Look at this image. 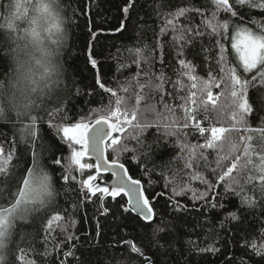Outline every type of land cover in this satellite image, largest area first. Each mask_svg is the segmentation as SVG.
<instances>
[{
	"label": "trees",
	"instance_id": "trees-1",
	"mask_svg": "<svg viewBox=\"0 0 264 264\" xmlns=\"http://www.w3.org/2000/svg\"><path fill=\"white\" fill-rule=\"evenodd\" d=\"M64 6L70 21V39L63 53V99L33 114L38 117V135L52 147L55 159L61 161L56 164L47 156L42 158L53 176L57 197L47 209L36 214L35 219L30 217L16 222L0 264H30L32 261L35 264H61L64 253L76 243L89 246H76L72 251L74 255L66 256L67 264H151V258L153 264H229V261L240 264L242 257L247 264H264V258L250 247L251 242L264 244V203L243 208L240 195L225 193L223 183L211 171L216 167L218 149L200 147L206 138L211 139V129L215 127L228 129L218 132L219 139L215 141L224 151H228L230 142L240 143L242 137L248 135L253 137L250 143L255 151L264 150V138L258 132L249 133L244 125L232 119L227 72L219 73L215 62L220 51L216 43L219 40L226 49L229 65L236 63L237 53L231 47L235 35L231 27L226 37L210 35L211 27L205 21L211 19L215 11L213 0H64ZM181 8H197L200 12L186 13L174 19L171 14ZM217 18L240 23L225 12L218 13ZM252 18L264 22V13L252 9L244 17L245 26L255 29V25L248 23ZM170 19L176 31L167 23ZM188 29H196L202 34ZM181 31L192 39L174 40ZM136 49L144 50L149 61L141 60L139 65L134 63ZM180 50L183 55L179 54ZM0 56L6 60L3 51ZM92 59L97 61L95 66ZM181 59L195 65L191 75L196 76V80L181 75L189 71L180 65ZM209 69H212L211 76ZM9 71L6 60L5 69L0 70V79L6 78ZM161 73L166 77L162 91L156 88L159 83L156 77ZM220 76L224 81L219 79ZM107 89H112L122 99L119 115L123 116L127 108L130 119L132 110H136L137 118L132 125H148L142 133L133 131L132 126L124 134L115 133L120 144L108 149V156L124 163L132 176L143 182L155 208L154 220L163 214L172 225V234L153 237L143 226L147 222L128 209L125 196L108 198L105 206L110 211L97 221L100 196H93L82 185L89 175L98 177L95 169L81 172L74 167L72 175L76 179H63L71 149L56 127L70 126L86 116L94 119L101 110L109 107L110 100L115 111V97ZM205 89L210 91L211 99ZM248 95L250 102L255 98L259 103L264 98V85L257 81L249 88ZM185 110L189 116L196 117L187 121L188 128L181 127L185 122ZM262 120L264 112L255 113L248 118V127H264ZM28 122L24 121L25 124ZM19 128L17 119L0 121V147L5 149V155L13 153V164L20 151L27 147L23 142L17 143ZM198 128H204V133L201 134ZM166 132L176 135H166ZM181 144L190 147L182 152ZM121 146L130 150L122 151ZM201 153L207 157V162L201 159ZM250 155L258 163L259 157ZM82 162L93 163L86 157ZM186 162L193 166L186 167ZM249 174L257 175L254 171L239 169L232 174L240 185H244V195L253 194L252 184L246 180ZM198 177L208 179L217 187L209 188ZM174 187L178 192L181 187L190 190L176 195L172 191ZM200 195L205 199H199ZM255 195L259 200V193ZM213 197L224 207L210 208L209 202H215ZM8 204L5 194L0 205ZM174 205L178 206L174 208ZM232 212L240 219H231L229 213ZM57 214L63 219L53 220L52 227L48 228L47 221ZM62 227L65 232L61 231ZM67 235L78 239L67 240ZM132 243L148 256L134 252ZM209 247L215 251H201ZM46 251L47 255L44 254Z\"/></svg>",
	"mask_w": 264,
	"mask_h": 264
},
{
	"label": "snow or ice",
	"instance_id": "snow-or-ice-1",
	"mask_svg": "<svg viewBox=\"0 0 264 264\" xmlns=\"http://www.w3.org/2000/svg\"><path fill=\"white\" fill-rule=\"evenodd\" d=\"M215 6V11L212 13L211 19L205 21V24L211 27L210 35H219L221 37H226V34L231 27L235 35V42L231 43V47L235 49L237 53L236 63L234 65H229L227 60V53L224 45L218 40L216 43L219 45V54L218 59H216V67L219 73L227 72L226 83L230 90L231 97V114L232 119L237 121L239 124L245 126L246 130L249 133L258 132L261 138H264V127H259L257 129H252L248 127V118L255 113L264 112V98L257 103L255 98H251L248 95V90L250 87H254L255 83L259 81L260 84L264 85V22L258 21L254 18L250 19L248 23L255 25V29L245 26L244 17L249 15L252 9H258L264 13V0H213ZM244 10V11H241ZM124 11L127 12L128 8H124ZM199 13L200 10L197 8H181L178 9L176 13H173V18H178L179 16H184L186 13ZM225 12L229 14L230 17L236 18L240 23H236L235 20H224L220 21L217 16L218 13ZM169 25H173V20H168ZM173 30L176 31L175 26L173 25ZM187 31L194 32L197 35H200L196 29H188ZM191 40L192 37L187 36L186 32L181 31L178 37H174V40ZM135 54L137 59L134 61L137 65L141 60L148 62L149 58L144 55V50L136 49ZM180 55H183L182 50L179 51ZM93 66L96 65L97 61L95 59L91 60ZM180 65L184 68L189 69L188 72H183L181 75H188L189 79L196 80L197 77L191 75V72L194 71L195 65H192L190 62H186L184 59L179 61ZM6 60L5 57L0 56V70L5 69ZM149 67H151L149 63ZM212 75V69H209V76ZM219 79L224 81V77L220 76ZM156 80L159 81L156 84L158 90H163V83L166 80V77L163 73L159 77H156ZM219 87V85H216ZM101 88H104V85H100ZM195 87V84H193ZM111 96L115 97V111L112 110V101L109 102V107L100 111L99 115H96L93 119L91 116H86L79 120L78 122L72 123L69 125H61L56 127L57 133H62V138H66L67 145L71 149V155L68 159L66 166L64 167L65 175L63 179L68 180L69 178L75 180L76 177L72 175L74 167L79 169L81 172L85 169L95 168L97 174L99 172H111L113 176L119 177L117 183L109 190L108 187H101L99 184H93L96 181V175H89L87 180L82 181V185L88 189L93 196L97 192L101 193V196L98 199L101 200L100 208L98 209L99 215L107 216L109 209L103 204V197L110 196L113 199L120 195L122 192H130L132 186H139V181H133L129 176L127 180L126 170H124L123 164H118L117 161H112L111 163L105 157V150L107 147L120 144V139L114 137V133L124 134L127 131L129 126L133 127V131L142 133L144 128L148 125H132V121H135L136 110H132L130 119L127 116L128 109H124V115L121 116V105L122 99L119 96H116V93L112 89H107ZM127 91V88L124 89ZM209 99H211L210 91L205 89ZM58 112L59 109H56ZM116 119V122H113V119ZM37 119L35 115L28 116L24 119H18L20 121L19 128V139L17 143L23 142L27 145L24 149L20 151L19 157L16 160V163L13 164V153L9 152L5 155V149L0 147V200L5 199V194L9 199V204L7 206L0 205V259H3V251L6 248L7 243L11 241L15 226L9 231L8 220L10 216L15 215V211L21 201H24L25 204L29 203L27 199V193L30 190V178L34 174V170L41 169L42 166H45L42 163V158L47 156L48 159L52 160L56 164H60V160L55 159V153L52 151V147L44 141V138L41 135H38L37 129ZM195 116H189L187 110H185V122L181 125L183 128H188V120H195ZM29 121L27 124L24 121ZM264 124V120L261 121ZM51 127V125H50ZM201 134L204 133V128H198ZM228 131L225 128H215L211 129V139L206 138L204 145H201V148H217V158L215 161L216 167L212 168L211 171L216 175L217 179L221 181L224 185V192H232L236 195L241 196V206L243 208H254L258 206L259 203H264V150L255 151L252 144L250 143L253 139L252 135L244 136L241 139L240 143L230 142V147L228 151H224L222 147L215 143L219 139L217 133H223ZM131 136L132 133H129ZM166 135H176L175 132H166ZM133 139H138L137 136H132ZM139 142V141H138ZM79 146V147H76ZM187 144H181L180 148L183 152L184 149L189 148ZM122 151H129L126 146H121ZM135 151V149H131ZM250 153L255 154L259 157V161L254 162L251 158ZM94 156L96 163L93 165L91 163L82 162L85 157ZM135 158V157H134ZM201 159L207 162V157L203 156L201 153ZM29 164L31 165L29 167ZM22 165V166H21ZM186 167L191 168L192 163L186 162ZM239 169L240 171L251 170L257 173V175H247L246 180L248 183L252 184V195H244V185H240L239 182L233 177V172ZM123 170V172L121 171ZM219 170V171H218ZM201 179V182L204 183L211 189L217 187L216 184L210 182L208 179L203 177H198ZM259 180V184H256V181ZM237 185V187H233ZM167 186V185H166ZM15 189V191H13ZM186 190L183 187L180 188L178 192L174 187L172 189L173 193L179 195L180 192ZM259 193V200L255 193ZM195 195V193H194ZM199 199H205L203 195L199 196ZM215 201V197H213ZM131 202V198L130 201ZM178 205H174V208ZM49 206L41 205L38 208H33L31 214L28 213L27 209H24L25 215L20 217V220H27L30 217L36 218V214L40 213L42 210L47 209ZM123 207V206H122ZM134 209L138 213V217L142 218L144 223L143 226L150 230L153 237L160 236L161 234H172L171 228L172 225L170 222L163 218V214L160 217H157L154 220L153 208L150 204L149 198L143 196L139 191L135 198L133 204ZM209 207L212 209L223 208L224 205L219 203V201L209 202ZM128 211V209H124ZM229 217L233 220H239L235 212L229 213ZM59 214L52 217L47 221V227L51 228L53 220H61ZM100 226L99 223L97 225ZM223 227V224L221 225ZM62 232H65V228H61ZM47 239V237H46ZM67 240L78 239V237H73L72 235L66 236ZM128 243V242H126ZM191 243V241L189 242ZM248 246V245H246ZM132 250L139 255L143 256V252L131 245ZM250 247L254 253L260 255L264 258V244L257 245L255 242L250 243ZM201 251H215L214 248H205ZM47 255V251L44 253ZM65 255H74L72 251L65 253ZM30 264H35L34 261ZM61 264H64L61 261ZM229 264H233L232 261H229ZM240 264H247V261L244 258H241Z\"/></svg>",
	"mask_w": 264,
	"mask_h": 264
},
{
	"label": "clouds",
	"instance_id": "clouds-1",
	"mask_svg": "<svg viewBox=\"0 0 264 264\" xmlns=\"http://www.w3.org/2000/svg\"><path fill=\"white\" fill-rule=\"evenodd\" d=\"M64 0H0V51L10 71L0 79V121L24 119L50 103H60L65 92L63 53L70 39ZM57 188L50 171L34 170L27 193L8 220L9 231L33 208L50 206ZM6 241V245H7Z\"/></svg>",
	"mask_w": 264,
	"mask_h": 264
},
{
	"label": "water",
	"instance_id": "water-1",
	"mask_svg": "<svg viewBox=\"0 0 264 264\" xmlns=\"http://www.w3.org/2000/svg\"><path fill=\"white\" fill-rule=\"evenodd\" d=\"M113 136L115 137V133L113 134ZM105 157H106V159L108 160L109 163H111V162L113 161V160H111V159L109 158V156H108V147H107L106 150H105ZM86 158L91 159L94 163H96V161H95V157H94V156H90V157H86ZM117 162H118V164H123V165H124V170H126V177H125V180H127V177L130 176V177L132 178L133 181H139V182H140L139 186H132V189H131L130 192H127V191H126V192H122V193H120V195H119V196H125V197H126V199H127V206H128V209H129L130 211H132L135 215L138 216V213H137V211L134 209L133 204H134V202H135V198H136V196H137V194H138V191H139L143 196L148 197L147 194H146V191H145L144 184H143V182H142L140 179H138V178H134V177L132 176V174L130 173L128 167H127L124 163H121V162H119V161H117ZM121 171L123 172V170H121ZM118 179H119V177L113 176L111 172H103V171H101V172H99L98 177H97L96 181L93 182V184H99L101 187H108L109 190H111V188L117 183ZM90 193H91V192H90ZM96 195L101 196V193L97 192ZM119 196H117V197H119ZM108 198H112V197H110V196H104V197H103V204H104V206H105V201H106ZM115 198H116V197H115ZM130 198H131V202H129V201H130ZM148 198H149V197H148ZM149 201H150V199H149ZM150 204H151V206H152V208H153V214H154V218H155V208H154V206H153V204H152L151 201H150ZM105 207H106V206H105ZM100 216H101V215H98V216H97V218H96L97 221H98V218H99ZM141 219H142V218H141ZM98 223H99V222H98ZM99 225H100V224H99ZM99 228H100V226H99ZM132 245H133V243H132ZM76 246L88 247L89 245H85V244H81V243H76V244H73V245L70 247V249H68L65 253H67V252H69V251H73L74 248H75ZM65 253H64V256H63V257H64V262H65V264H67V259H66V256H67V255H65ZM144 256L147 257L148 255H144ZM150 262H151V264H153V260H152V258H151Z\"/></svg>",
	"mask_w": 264,
	"mask_h": 264
},
{
	"label": "built area",
	"instance_id": "built-area-1",
	"mask_svg": "<svg viewBox=\"0 0 264 264\" xmlns=\"http://www.w3.org/2000/svg\"><path fill=\"white\" fill-rule=\"evenodd\" d=\"M94 165V164H93ZM92 169H95V168H92Z\"/></svg>",
	"mask_w": 264,
	"mask_h": 264
},
{
	"label": "rangeland",
	"instance_id": "rangeland-1",
	"mask_svg": "<svg viewBox=\"0 0 264 264\" xmlns=\"http://www.w3.org/2000/svg\"><path fill=\"white\" fill-rule=\"evenodd\" d=\"M0 262H1V259H0Z\"/></svg>",
	"mask_w": 264,
	"mask_h": 264
}]
</instances>
